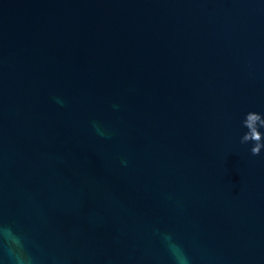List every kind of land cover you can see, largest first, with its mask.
Instances as JSON below:
<instances>
[{
	"label": "water",
	"instance_id": "1",
	"mask_svg": "<svg viewBox=\"0 0 264 264\" xmlns=\"http://www.w3.org/2000/svg\"><path fill=\"white\" fill-rule=\"evenodd\" d=\"M262 121L264 0H0V264H264Z\"/></svg>",
	"mask_w": 264,
	"mask_h": 264
},
{
	"label": "clouds",
	"instance_id": "2",
	"mask_svg": "<svg viewBox=\"0 0 264 264\" xmlns=\"http://www.w3.org/2000/svg\"><path fill=\"white\" fill-rule=\"evenodd\" d=\"M261 123H264V121H262ZM247 138V137H246ZM258 139V137H257ZM253 154H258L259 153V147L253 148ZM186 257L184 258V261H186ZM184 261H182L180 258H176L175 259V264H184Z\"/></svg>",
	"mask_w": 264,
	"mask_h": 264
}]
</instances>
